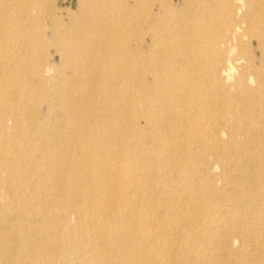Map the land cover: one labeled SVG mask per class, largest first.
Instances as JSON below:
<instances>
[{
    "label": "rangeland",
    "instance_id": "rangeland-1",
    "mask_svg": "<svg viewBox=\"0 0 264 264\" xmlns=\"http://www.w3.org/2000/svg\"><path fill=\"white\" fill-rule=\"evenodd\" d=\"M69 1L0 0V215L30 207L26 227L55 240L73 212L107 234L111 211L142 243L160 236L163 264H264V0H195L188 15L169 9L180 0ZM231 1L246 21L236 35ZM135 30L152 46L137 111ZM86 64L59 104L41 70ZM183 87L195 98L164 102Z\"/></svg>",
    "mask_w": 264,
    "mask_h": 264
},
{
    "label": "bare ground",
    "instance_id": "bare-ground-1",
    "mask_svg": "<svg viewBox=\"0 0 264 264\" xmlns=\"http://www.w3.org/2000/svg\"><path fill=\"white\" fill-rule=\"evenodd\" d=\"M73 1L75 0H71L68 3H66L67 4L66 7H70ZM75 2H76L75 9H77L78 4L77 1ZM198 2L200 1L198 0ZM238 4L241 3L240 2L238 3L237 1L229 2L230 12L227 16V23L229 25V29L231 28L232 32L235 35L238 32H241L240 29L242 26L241 24L246 22V21H241V17H240L241 9L238 6ZM177 5L179 6L178 8ZM135 6L137 8H135ZM139 7H140L139 4L134 5L135 11L138 12L139 10L137 9ZM168 7L170 10L176 13L178 12V10H181L180 11L181 15H188L189 13L193 12V9H195V0H180L179 4L178 3L174 4V2H171ZM167 8L165 11H167ZM186 33H187V27L185 24V27L183 28L181 33L182 50H184L187 47ZM245 37L246 36H244L243 40H245ZM133 40L134 42L131 47L132 48L131 51L133 53V60L131 63H129L130 65L129 67L131 68L130 74L133 77L134 86H135L132 91L131 102H132V106L137 111L139 109L138 99L139 97L140 98L142 97L141 95H139V89H142L149 82V80L151 81L152 78V75L149 73V71L143 74L142 66H141L142 62L151 61V56H150L151 54L149 52L151 51L152 46L151 44L149 45L146 44L145 45L146 47L141 45V38L138 30H135V35ZM231 53H233V51ZM241 63L243 62L238 61V64ZM87 66H88L87 64L83 67L80 65L79 66L68 65L67 67H65L64 71L60 73L58 72L56 73L53 68H45L41 70L40 77L43 80L50 82V86L52 87V91H53L52 94L55 95L56 101H59V104L60 103L63 104L66 101L65 99H70L72 96L75 97L76 94H78L75 93L77 89L79 90L83 89L81 83L84 80V71L87 69ZM92 72H94L93 74H96V69H94ZM235 73H236L235 64L232 61H230L229 63H227L225 69L223 70L224 86H226V83L233 81L235 79L234 78ZM239 79L241 80V78ZM140 81L141 82L144 81V83H141L140 87L138 88ZM88 86L90 87V85ZM236 88L241 89V86L237 84ZM71 89L74 90L72 91ZM179 92L180 93L178 98H176L174 101L166 100L164 102L166 103L171 101V103L174 102L180 103L182 99L179 98L186 97V94L188 92L189 94L191 93L195 98V93L193 92L191 87H189V90L184 87L180 88ZM161 95L164 96V94ZM79 104L80 103H78V106ZM30 105L32 107H35V103ZM172 110L173 109L169 107L168 109H166V111L168 112ZM44 137L45 136H43L41 139L43 144L46 143L50 144L49 140L45 139L46 137L45 138ZM149 161L151 162L154 168L158 169L157 166L159 163L156 161V159H154V157L149 158ZM157 182L160 184V186H162L163 176L159 177ZM30 191H31L30 196L36 195L37 193L34 189H30ZM30 196H24V197H30ZM29 209L30 207H23L14 210H8L7 213H3L0 215V224L2 225L1 226L2 229L0 230V239L2 240V245L0 244V253H1L0 264H23L24 260L26 259L24 257H27V260L30 261L28 264H163L164 263L162 260L163 255L161 253V250L159 249V244L161 242L159 241V237H160L159 235H155V238L153 240L154 243L148 244L147 241L142 243L140 241L142 237L139 235V233L136 232L138 231L136 227L130 225L123 226L124 223L120 224L118 221H116L113 218L114 215L111 213V211H109L108 214L110 219L108 221V224H110L112 228L109 230L107 234L101 235L97 231L88 228L86 229L84 226L83 218L79 215L77 216L73 212L71 214L63 215L65 221L63 226L60 227V225H56L59 226L58 230L60 231V235H62V238L52 240V238L50 239L51 231H48L47 229H44L40 226H35L33 228L26 227V225L24 224L25 222L24 219L28 217L27 213H29ZM74 210L75 209H73V211ZM127 219H129L128 213L125 214L124 222ZM51 241H53V243H51ZM176 252L177 251H174V254H176Z\"/></svg>",
    "mask_w": 264,
    "mask_h": 264
},
{
    "label": "water",
    "instance_id": "water-1",
    "mask_svg": "<svg viewBox=\"0 0 264 264\" xmlns=\"http://www.w3.org/2000/svg\"><path fill=\"white\" fill-rule=\"evenodd\" d=\"M71 7H72V9L76 8V2L75 1L72 2Z\"/></svg>",
    "mask_w": 264,
    "mask_h": 264
}]
</instances>
